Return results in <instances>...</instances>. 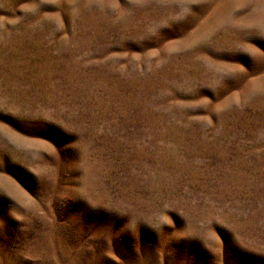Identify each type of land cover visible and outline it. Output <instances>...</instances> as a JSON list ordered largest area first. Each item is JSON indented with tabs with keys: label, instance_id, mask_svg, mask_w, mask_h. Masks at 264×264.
<instances>
[{
	"label": "rangeland",
	"instance_id": "1",
	"mask_svg": "<svg viewBox=\"0 0 264 264\" xmlns=\"http://www.w3.org/2000/svg\"><path fill=\"white\" fill-rule=\"evenodd\" d=\"M0 264H264V0H0Z\"/></svg>",
	"mask_w": 264,
	"mask_h": 264
}]
</instances>
